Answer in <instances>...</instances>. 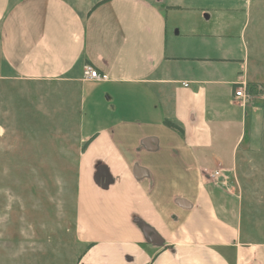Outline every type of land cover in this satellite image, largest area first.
<instances>
[{"label": "crops", "instance_id": "crops-1", "mask_svg": "<svg viewBox=\"0 0 264 264\" xmlns=\"http://www.w3.org/2000/svg\"><path fill=\"white\" fill-rule=\"evenodd\" d=\"M250 6L0 0V82H59L76 106L75 264H264L218 230L209 187L240 141Z\"/></svg>", "mask_w": 264, "mask_h": 264}, {"label": "rangeland", "instance_id": "rangeland-1", "mask_svg": "<svg viewBox=\"0 0 264 264\" xmlns=\"http://www.w3.org/2000/svg\"><path fill=\"white\" fill-rule=\"evenodd\" d=\"M249 44L253 100L234 162L219 165L209 187L218 230L263 245L264 0H251ZM78 154L76 106L65 86L0 82V264L76 263Z\"/></svg>", "mask_w": 264, "mask_h": 264}, {"label": "built area", "instance_id": "built-area-1", "mask_svg": "<svg viewBox=\"0 0 264 264\" xmlns=\"http://www.w3.org/2000/svg\"><path fill=\"white\" fill-rule=\"evenodd\" d=\"M83 77L86 81L95 83L106 82L108 80L105 74H100L90 66L84 67ZM232 97L243 112L248 110L253 100L248 83L243 81L236 83L233 88Z\"/></svg>", "mask_w": 264, "mask_h": 264}, {"label": "trees", "instance_id": "trees-1", "mask_svg": "<svg viewBox=\"0 0 264 264\" xmlns=\"http://www.w3.org/2000/svg\"><path fill=\"white\" fill-rule=\"evenodd\" d=\"M250 92H251V90H250ZM165 125H166L168 128H170V129H172V130H175V131L179 132L180 134H183L182 129L179 128L178 126H176L175 124H173V123H171V122H169V121H165ZM85 147H86V145L83 147V149H85ZM90 246H91V245H90ZM90 246H89V247H90Z\"/></svg>", "mask_w": 264, "mask_h": 264}]
</instances>
